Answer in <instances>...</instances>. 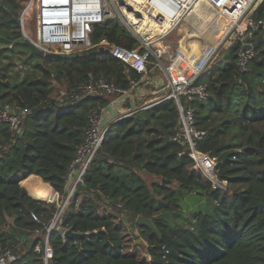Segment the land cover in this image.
I'll list each match as a JSON object with an SVG mask.
<instances>
[{
	"label": "trees",
	"instance_id": "16d2710c",
	"mask_svg": "<svg viewBox=\"0 0 264 264\" xmlns=\"http://www.w3.org/2000/svg\"><path fill=\"white\" fill-rule=\"evenodd\" d=\"M27 4L0 0V113L30 112L20 132L0 124V253L14 254L9 264H45L34 248L47 238L54 253L48 264H264V29L253 32L255 56L246 71L237 63L239 42L227 44L197 80L208 100L189 103L206 132L197 149L217 161L215 181L195 170L187 148L174 141L182 128L175 99L139 107L109 128L48 237L59 203L34 199L21 183L38 176L65 200L69 168L92 113L114 100L74 102L72 94L100 77L128 89L140 76L96 48L31 56L21 26ZM253 18L264 21V3ZM102 40L138 47L117 20L95 26L92 42ZM16 61L25 73L15 70ZM180 100L186 106V98ZM143 175L157 181L149 186ZM35 187L44 199L55 198L50 187ZM123 222L139 232L141 244L133 250ZM68 229L91 237L78 244L62 237Z\"/></svg>",
	"mask_w": 264,
	"mask_h": 264
},
{
	"label": "built area",
	"instance_id": "2783aa9c",
	"mask_svg": "<svg viewBox=\"0 0 264 264\" xmlns=\"http://www.w3.org/2000/svg\"><path fill=\"white\" fill-rule=\"evenodd\" d=\"M259 2L260 0H28L27 7L21 16L22 32L24 38L32 41L39 50L45 54L67 56L95 48L100 51L108 49L114 58L140 76L139 81L132 82L128 89H121L109 83L104 77H100L80 86L78 91L72 94L71 99L74 102H80L90 96H111L114 100L107 108L101 111L95 110L92 113L86 139L69 168L66 199L60 201V195L55 193L56 197L53 200L46 201L59 203L60 211L63 213L70 199L75 195L77 186L82 182L91 162L101 150L109 128L123 118L134 115L139 108L128 110L125 109L124 104L138 86L145 82L149 72L159 68L164 69L170 80L167 94L159 100L143 105L141 110H147L164 101L175 99L179 105L182 128L174 141L185 146L187 151L189 150L195 161V170L201 172L205 178L215 181L217 161L197 149L198 143L204 138L206 132L198 129L196 110L189 103L195 100H208L207 87L197 84V80L208 65L216 60L221 48L227 44L239 42L241 49L237 54V63L241 71L247 70L255 56L251 44L253 32L260 26L264 29V21L257 23L253 18L254 12L260 5ZM34 7L36 9L37 41L28 37L23 25L24 15ZM197 7L221 12L225 22L228 23L226 34L217 46L210 47L200 58L186 80L176 85L163 62L165 54L171 48L164 46L162 41L170 37L182 22L187 21L191 12ZM115 19L138 42L136 49L111 46L106 40L93 44L92 34L95 26ZM64 96L66 93L62 92L60 97ZM181 97L186 98V106L181 104ZM119 102L122 108L118 109V115H123V117L106 122L107 111L110 108H117ZM29 113L26 111L18 115L10 109H5L0 113V124H8L11 131L20 132L24 125L23 116ZM61 214L58 218L57 215L51 226L47 228L48 237L57 226ZM33 218L39 222L37 216L34 215ZM64 232L65 230L61 231L62 237ZM34 252L40 255V259L45 264L53 259L54 253L48 238L44 246L41 243L37 244ZM15 260L16 257L11 251L0 253V264H9Z\"/></svg>",
	"mask_w": 264,
	"mask_h": 264
},
{
	"label": "rangeland",
	"instance_id": "374dc122",
	"mask_svg": "<svg viewBox=\"0 0 264 264\" xmlns=\"http://www.w3.org/2000/svg\"><path fill=\"white\" fill-rule=\"evenodd\" d=\"M203 9L204 8H198L197 7L195 10H193L191 12V14L189 15L188 20L182 22L180 27L170 37H168L164 41H162L164 46H169L171 48L165 54V56L163 58V62L166 65V68L168 69V71L170 73L172 81L176 85L184 82L188 76L187 74L189 73L187 69H185L183 67H178L180 61H176L177 60L176 54L181 52L182 46H184L183 45L184 39H189L190 37H192V35L195 34V28H198L200 31L204 32L206 30V27L212 21L211 20L212 17H214L215 19L224 18L223 15L220 14L218 11L213 12L209 9H204V12H203L202 11ZM35 10L36 9L34 7L33 9H31L30 11H28L24 15L23 25H24V31L28 35V37L31 38V40L37 41L38 38H37V26H36ZM210 16H212V17L210 18ZM115 20H117V19H115ZM207 36H208V34H206V36H204V37L207 38ZM200 45L203 46L204 44L202 43ZM16 64H17L16 65L17 68H15V70H18V71L21 70L22 72L25 73L26 69L24 68L23 61H16ZM157 71H158L160 77L167 81V82H165L164 85L168 86L170 80H169L167 73L164 71L163 68H159V69H157ZM136 104H138V106L141 105V102L139 101V97L136 98ZM125 107L127 109L131 108V104H130L129 100L126 101ZM122 117H123V115H118V116H115V119H113V120H116V119H119ZM143 177L149 186L154 181H157V179H154L153 177H150L147 175H143ZM42 183L43 182H38V185H40ZM34 185H35V182H34ZM42 185L44 186L43 188H47L49 186L47 183L42 184ZM54 195L56 197L55 192H54ZM38 198L43 199V200H48V199H44L40 195H38ZM190 203H191L190 199L185 201V203H183L184 209L187 208V205ZM123 224L126 227L125 228L126 238H127L128 243L130 244V246L133 250V249H135L136 244H141V240L139 239V232L136 228H133L134 226L131 227V223H129V222L124 223L123 222Z\"/></svg>",
	"mask_w": 264,
	"mask_h": 264
},
{
	"label": "bare ground",
	"instance_id": "6f19581e",
	"mask_svg": "<svg viewBox=\"0 0 264 264\" xmlns=\"http://www.w3.org/2000/svg\"><path fill=\"white\" fill-rule=\"evenodd\" d=\"M204 9L202 10L203 12H204ZM219 13L221 14V12ZM211 17L212 16H210V18ZM211 20L212 21L206 27V30L204 32L200 31L198 28H195V34H193L192 37H190L189 39H185V42L183 43L184 46H182L181 52L176 54V57H177L176 61H180L178 67H183L187 69L189 72L187 75H189L190 72H192V70L195 67V64L200 60V58H202V56L207 52V50L210 47L217 46L219 42L222 40V38L224 37V35L226 34L228 23L226 24V22L224 21L225 20L224 18L215 19L214 17H212ZM216 22L219 24V25L217 24L218 26L214 24ZM206 34H208L207 38L204 37L206 36ZM202 43L204 44L203 46L200 45ZM46 183L47 182L42 183V184H46ZM31 193H32V196H34L35 198H38L37 193H35L34 191H32Z\"/></svg>",
	"mask_w": 264,
	"mask_h": 264
},
{
	"label": "crops",
	"instance_id": "0c3cea01",
	"mask_svg": "<svg viewBox=\"0 0 264 264\" xmlns=\"http://www.w3.org/2000/svg\"><path fill=\"white\" fill-rule=\"evenodd\" d=\"M166 80L160 77L157 69L152 70L149 72V75L145 82L141 83L138 88L135 90L134 94L130 96L129 101L131 104L130 109H137L138 107H142L143 105H146L148 103H151L153 101L159 100L162 98L164 95L167 94V88L168 86H165ZM139 97V101L141 102V105L138 106L136 104V98ZM138 106V107H137ZM125 107V104H124ZM122 107L120 106V102L118 104L117 108H110L109 111H107L105 115V121L106 122H111L113 119H115V116H118V109H121ZM125 109H127L125 107ZM128 109V110H130ZM38 180V181H37ZM39 181L45 183L40 177L38 176H31L28 179L24 180L21 185L26 188L28 193L32 196V191L35 192V183H38ZM50 190L54 192L53 188L51 185L48 183ZM36 193V192H35ZM34 197V196H32ZM35 198V197H34Z\"/></svg>",
	"mask_w": 264,
	"mask_h": 264
},
{
	"label": "water",
	"instance_id": "95a60500",
	"mask_svg": "<svg viewBox=\"0 0 264 264\" xmlns=\"http://www.w3.org/2000/svg\"><path fill=\"white\" fill-rule=\"evenodd\" d=\"M263 3H264V0H260L259 4H263ZM260 28H261V26H260ZM25 45L30 49L31 56H36V57H39V58H45L46 54L43 51L39 50L33 44V42L30 41L27 38L25 39ZM101 52H104V53L109 54L110 53V50H108V49L103 50L102 49ZM0 82H1V79H0ZM188 152H189V150H188ZM162 183L164 185L171 184V182H169V181H163ZM34 199H36V200H43V199H39V198H34ZM44 201H46V200H44ZM61 213H62V211L59 212L57 218L59 217V215ZM63 237L65 239H70L71 238V239L75 240L78 244H80L81 240L90 238L91 237V234H89V233H76L73 230L68 229V230H65Z\"/></svg>",
	"mask_w": 264,
	"mask_h": 264
}]
</instances>
